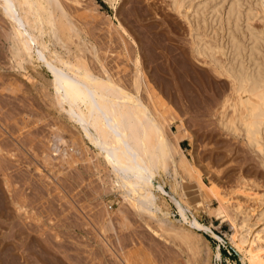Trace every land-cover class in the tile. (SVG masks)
<instances>
[{
    "label": "rangeland",
    "instance_id": "1",
    "mask_svg": "<svg viewBox=\"0 0 264 264\" xmlns=\"http://www.w3.org/2000/svg\"><path fill=\"white\" fill-rule=\"evenodd\" d=\"M81 2L79 6L70 5L71 15H74L71 19L78 24L86 39L94 43L101 42V46L104 44L102 53L107 49L109 67L113 70L124 68L122 64L119 65L120 58L117 59L122 52L117 26L121 24L128 29L127 32L131 33L129 35L137 39L138 43L141 40L139 45L142 50L139 52L146 61L142 60V64L145 66L147 80H150L152 86L155 85V90L158 88L156 93L159 100L156 97L154 107L150 104V108L157 118L160 116L161 119L163 116L168 121L164 122L166 137L172 138V132L181 129L182 152L190 163L193 162V168L197 166L194 168L197 172L186 173L181 169L177 171L176 179L181 184L180 190L186 193L183 200L193 213L198 211L195 213L197 219L202 224L211 225L221 240L208 232L200 233L204 238L195 235L197 232L180 221L176 205L167 197H164V201H159L160 206L163 204L162 210L166 211V208L169 213L167 218L160 214L165 222L164 228L154 219L137 214L133 204L123 202L120 192L113 184V175L95 155L96 149L87 140H82L78 130L51 105L50 98L35 84L20 75L18 76L27 85L16 81L17 72L9 68L7 25L0 19V135L3 137L0 136V145L13 153L10 157L5 156L8 158L6 161L0 157V187L4 193L10 194L9 198L21 196L23 199V217L11 219L9 226L12 228L17 222H21L26 242L25 255L31 260L30 264L35 263V250L40 247L47 251L48 258H59L64 264H197L196 261L199 264H243L229 240L233 231L230 222L221 223L211 211L218 207V199L205 195V188L201 192L197 190L200 177L207 186L214 182L223 206L229 208L225 207V212L236 222H240L239 211H243L233 208L237 202L249 214L264 210V205L255 200L259 196L260 200L264 197V162L260 161L259 153L243 144L240 137L228 134L219 126L218 116L216 117L219 99L215 90L218 93L221 88L227 89V82L220 80L210 66L202 64L201 57L197 58L192 49L193 36L197 33L204 34V39L212 44L216 40L225 42L227 26L224 22L220 23V15H224L228 2L221 5L220 0H187V9H181V12L188 15V20H183L185 18L182 19L173 9L171 0H119L120 3H116L115 7L105 0ZM263 3V0H247L244 3L242 13H249V20H241V31L245 30L247 23L255 32L259 30L263 23L260 11V7L264 8ZM117 21H120L119 24ZM31 70L29 68L25 75L34 73ZM43 73L41 78L48 83L50 76L45 71ZM49 93L53 94L51 88ZM142 94L148 103L145 94ZM3 101L7 102L4 107ZM53 136H61L62 142L65 140L63 143L58 142L59 147H62L59 153L56 152L58 156L51 150ZM64 148L66 154L62 153ZM169 165L171 163H168L170 173L160 180L168 190L172 179L169 175L174 174ZM2 173H8L11 193L3 187ZM244 185L246 186L243 188ZM242 190L251 196L247 197ZM202 202H205L204 205ZM10 206L14 209L13 205ZM188 229L192 233L194 231V234ZM34 238L39 241V247H32ZM217 251L220 252V258L215 255ZM43 260L41 257L36 262L46 264Z\"/></svg>",
    "mask_w": 264,
    "mask_h": 264
},
{
    "label": "bare ground",
    "instance_id": "2",
    "mask_svg": "<svg viewBox=\"0 0 264 264\" xmlns=\"http://www.w3.org/2000/svg\"><path fill=\"white\" fill-rule=\"evenodd\" d=\"M105 1L112 7H115V4L119 2V0ZM186 1L171 0V6L182 16V19L185 18L183 20H188V15L181 12V9H187L185 8ZM65 2L62 0H0V15L2 17L0 19L7 25L6 37L9 42L8 50L10 53L9 68L17 72L16 81L26 84L22 81L23 78L18 75L25 77L28 82L35 84L40 91L50 98L51 105L78 130V135L81 136L82 140H87L96 149L95 155L101 159L113 175V184L120 192L122 201L133 204L137 214L154 219L157 224L164 228L165 222L162 216L167 218L169 213L166 208V211L162 210L163 204L160 206L159 201H164V197H167L176 205L180 221L186 224L187 228L197 232L195 235L203 237L200 233L208 232L221 240L211 225L202 224L197 219L195 213L197 214L198 211L193 213L183 200L186 193L184 194L180 190L181 184L176 179L177 171L181 169L183 172L191 173L190 171H195L194 168L197 166L193 168V162L190 163L187 156L182 152L180 140L183 133L181 129L172 132V138L166 137L164 122L168 121H165L163 116L161 119H159L160 116L157 118L150 108L151 105L154 107L155 98L158 97L156 93L158 88L155 90V85L152 86L150 80H147L145 66L144 63L142 64V60L145 58L143 56L141 58L139 52L141 40L138 43L137 39L135 40L129 35L128 29L126 30L119 24L120 21H117L119 24L117 26L118 34L121 36L120 48L122 49L117 59L120 58V63H118L119 65L122 64L124 68L115 71V67L114 70L109 67L107 49L106 52L102 53L104 44L101 46V42V44L94 43L86 39L82 30L77 26L78 24L76 25L71 19L74 15H71L70 5L79 6L82 3L81 0H66ZM225 2H228V8L224 15H220V23L224 22L227 26L225 42L216 40L212 44L204 39V34L197 33L193 36L192 49L197 58L201 57L202 64L210 66L220 80L227 82V89L221 88L223 91L219 89L218 93L215 90L219 99L217 101L219 111L216 115L219 126L221 129L224 128L228 134L237 138L240 137L243 144H246L253 152L259 153L260 161L263 160L264 162V8L260 7L263 23L261 27L259 26V30L255 32L247 23L245 30L241 31L239 29L241 20L243 18L246 22L249 20V13H242V6L247 0H220L221 5ZM73 12L72 14H74ZM110 23L108 24L110 25ZM114 26L112 27L114 28ZM124 60L128 63H125ZM144 62L146 61L144 60ZM29 68L34 73L25 75L29 72ZM146 70H148L147 67ZM44 71L50 76L48 83L41 78ZM125 76L127 77L125 78ZM215 81L217 82V80ZM153 82L151 83L153 84ZM49 88L53 91L51 95ZM209 88L211 89V87ZM30 90L31 88H29ZM142 93L145 94L148 103L145 101V97L143 98ZM157 99L159 100V97ZM3 102L4 107L7 102ZM60 137L53 136L52 138L54 140L53 143L51 142V150L52 153L55 152V156H58L56 152L59 153L62 148L59 147L58 142L63 143L65 141L62 142L63 139ZM64 152L66 154L65 148L62 153ZM12 154L10 150L5 149L4 145H0V157L2 156L3 161L8 160L5 156L10 157ZM168 163H171L174 173L169 175L172 178L169 190L161 182L163 176L170 173ZM199 168L196 170L199 171ZM1 176H3V187L6 188L7 192H10L11 180L8 173H2ZM198 179L197 190L201 192L205 188V195L208 194L218 199V207L210 210L221 223L230 222L233 231L229 240L239 253L243 264H264V210L249 214L244 212L245 208L243 209L241 204L237 202L233 208L243 211H239L241 214L240 222H236L225 212L226 206H223L222 198L218 196L217 191L219 190L215 189L217 188L216 184L213 182L214 184L211 183L210 186H207L201 177ZM242 193L247 197L251 196L245 190H242ZM8 195L10 196L9 193H4L0 187V264H30L31 260L29 261L25 255L26 242L25 236L23 237L21 222H17L15 225L13 223L12 228L9 226L11 219L23 217L25 210L23 199L21 196L9 198ZM259 198L255 200L264 205V197H261L262 200ZM203 203L205 202L201 204ZM10 205H13L14 209ZM231 206L233 205L231 204ZM10 223L12 225V221ZM194 231L192 233L189 230L192 234ZM187 235L185 236L189 237ZM32 243V247L33 245L35 248L39 247V241L35 238L32 239ZM40 248L35 250L36 264L37 260H41V257L46 264H64L58 260L59 258H48L46 256L47 251L43 247ZM215 255L220 258L219 251ZM199 258L201 260V257ZM196 263L199 264L198 261Z\"/></svg>",
    "mask_w": 264,
    "mask_h": 264
}]
</instances>
